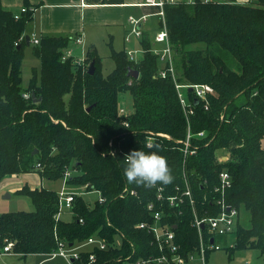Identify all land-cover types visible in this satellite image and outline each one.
<instances>
[{
  "label": "trees",
  "instance_id": "1",
  "mask_svg": "<svg viewBox=\"0 0 264 264\" xmlns=\"http://www.w3.org/2000/svg\"><path fill=\"white\" fill-rule=\"evenodd\" d=\"M15 14L0 2V181L32 172L58 180L71 170L67 184L83 186L88 193L98 190L106 201L92 203L78 195L72 219H57L59 191L25 184L17 192L29 196L35 210L1 213V248L13 241L14 254L45 255L57 249L58 240L78 244L97 235L111 241L122 231L123 246L83 250L74 264H91V252L96 253L95 264H136L162 254L149 228L136 226L153 221L148 207L153 203L154 211L163 212L162 224L177 226L176 241L186 254L199 242L195 215H217L223 199L240 211L233 234L218 238L222 243L233 238L229 257L246 248H257L264 256V0L167 2L165 21L176 78L170 71L166 78L158 74L163 62L145 32L139 60L112 46L116 65L107 75L95 47L78 64L73 56L63 58L73 36L42 34L34 44L40 69L34 70L26 89L22 67L34 11L18 19ZM92 62L95 72L89 74ZM131 69H137L139 77L131 76ZM175 79L185 85L208 84L214 93L205 101L186 89L193 108L186 115ZM33 92L40 101H34ZM126 92L132 95L133 109L120 116ZM189 130L197 152L185 156L181 140ZM149 131L170 138L156 135L149 147ZM200 131L204 137L198 136ZM134 149L162 155L172 182L150 188L129 184L122 166ZM223 170L231 175L224 191L219 176ZM188 186L194 204L185 194ZM126 187L128 193L122 195ZM170 196L183 202L171 205ZM243 211L249 214V225L241 222Z\"/></svg>",
  "mask_w": 264,
  "mask_h": 264
},
{
  "label": "built area",
  "instance_id": "2",
  "mask_svg": "<svg viewBox=\"0 0 264 264\" xmlns=\"http://www.w3.org/2000/svg\"><path fill=\"white\" fill-rule=\"evenodd\" d=\"M182 0H146L147 3L152 5H157L161 10H159L158 15L161 17L162 27L163 29L159 31L155 37L156 43H164V47L158 49L156 47H152V50L155 54H157L160 58V60L163 62V67L159 69V75L163 78H166L168 71L172 73L174 78L175 76V70L173 65V58H174V51L171 45V42L169 40L167 28H166V21H165V4L167 2H178ZM194 0H188L187 2H193ZM27 11H34L32 7L29 6H23L18 12L15 14V18L18 19L20 17L21 13L27 12ZM148 18V15L145 14L141 17H134L130 16L129 22L132 25L131 31L126 35L125 40L127 42H130L132 37H138L142 39L144 33L140 29V25L143 22H146ZM32 42L34 44H39L40 37L34 33L31 35ZM23 38H20V41ZM71 42H74L77 45L83 44V39L81 36H73V39ZM18 44V42L16 43ZM72 45V44H71ZM128 57L132 60H139L135 56L136 53H138L137 50L128 49L126 50ZM74 51L73 48L70 46L63 56L64 59H67L69 57H74ZM143 55V51H142ZM86 57V56H85ZM85 57H74L75 61L78 64H81L84 62ZM176 88L178 91L179 98L181 100V104L184 108V111L186 115L189 113H193V108L189 105L185 90L188 88H192V91H194L195 95L202 100H207L208 94L214 93V89L212 86L208 84H191V85H185L180 84L176 81ZM25 97H29L30 93H25ZM208 103L206 104L207 107ZM130 111L127 110L123 105L119 108V115L120 116H127V114ZM127 124V122L125 123ZM156 135L161 136H167L170 138L169 135L164 133H157L153 131L148 132V145L152 146L153 140ZM194 134L189 130L186 139L181 140V142L184 144L182 147V150L185 154V156L189 154H194L197 152V147L192 146L191 138ZM198 136L204 137L205 132L200 131L198 133ZM227 156L221 157L222 160L227 159ZM40 167V164L38 165ZM73 172L71 170H67L64 176V180H67L72 176ZM220 179H221V190L224 191L226 188H228L231 185V175L227 170H223L220 172ZM85 188V187H84ZM162 189V187H159ZM98 191V190H96ZM99 196V202L103 203L106 201V198L101 194L100 191H98ZM97 192V193H98ZM132 194H136L135 190H130ZM59 193V212L57 214V219L62 218V214L67 210V212L73 211L74 208V202L75 198L78 195H83L80 192H71V191H65L61 190ZM86 193H88L86 191ZM128 193V188H124L122 195ZM187 196H189L190 201L192 204H194L193 194L191 191L190 186L187 187V190L185 192ZM158 198H162V194L159 193ZM168 200L171 205L180 204L183 202V199L180 197L179 199L177 196H170L168 197ZM220 210L217 215L210 216L207 218H199L197 215H195L194 218V224L198 229V237L199 242L195 246L194 249H191L186 254H184L180 249V244L177 240V234L175 231L174 226H170L169 224H162L161 221L163 219V212L160 210L154 211V204H149V209L153 212V221L150 222H139L136 226L138 228H149L151 233L153 234L154 241L159 246L160 250L162 251V254L159 256H152L149 259H138L136 261V264H151V263H157V264H208V254L210 251L218 248H222V242L218 240L219 237L223 236H231L233 232L235 231L238 219L240 218V211L237 207L229 205L225 203V201L219 200L218 201ZM82 221V219H80ZM207 228V235H205L204 230ZM125 237L124 232L118 231L115 238L111 241H109L104 236H97L92 235L89 238H87L85 241L78 243V244H72L70 245L68 242L63 240H58L57 249L54 251L45 254L48 256L49 259L56 258V257H62L67 262V264H74V261L76 259L81 260V252L83 250H95V249H101L105 250L109 247V245L123 246V238ZM213 239V240H212ZM234 243H231L230 245L233 246ZM68 246V247H67ZM14 242L8 241L7 244L3 247L4 252H10L13 250ZM130 257H128L129 259ZM97 261V256L95 252H91L89 256V263L95 264ZM43 262L39 263L42 264Z\"/></svg>",
  "mask_w": 264,
  "mask_h": 264
},
{
  "label": "crops",
  "instance_id": "3",
  "mask_svg": "<svg viewBox=\"0 0 264 264\" xmlns=\"http://www.w3.org/2000/svg\"><path fill=\"white\" fill-rule=\"evenodd\" d=\"M249 1L237 0L239 3H247ZM0 2L4 7L16 12L23 6H27L26 2H28L30 7L34 9V18L31 21L32 29L29 32L27 31L30 36L34 33L39 37L42 34L81 36L83 44L74 45L88 48V50L95 47L97 51L108 43L113 44V42L125 40L126 35L132 29V25L129 22L130 16L141 17L147 14L148 18L146 22L140 25V29L142 31L144 29V32L149 34L152 45L156 43V36L152 38L149 26L148 28L145 26L149 18L156 16L161 9L157 5L147 3L146 0H0ZM159 20H161L160 16ZM123 50H127L126 47ZM262 144L264 146V139ZM30 175L32 174L6 176L0 181V215L8 211L7 207H3L1 195L17 180H19L20 186L17 191L25 184L29 185L27 182L22 184V179H27ZM43 181L44 179L41 178L39 186L35 183V185L30 186H44ZM10 252H4L3 248L0 247V254Z\"/></svg>",
  "mask_w": 264,
  "mask_h": 264
},
{
  "label": "rangeland",
  "instance_id": "4",
  "mask_svg": "<svg viewBox=\"0 0 264 264\" xmlns=\"http://www.w3.org/2000/svg\"><path fill=\"white\" fill-rule=\"evenodd\" d=\"M32 22L28 24L27 31L29 32L30 29H32ZM149 26V31L151 33V37L157 35L159 31L163 29L160 25L159 15L149 18L146 28ZM144 32V29L143 31ZM155 34V35H154ZM124 41V42H123ZM121 40V42H113V44H106L102 45L103 48H99L98 52L99 55L102 57V65H103V72L104 74L111 73L115 68V61L111 57L112 52V46L115 50H123L126 49H133L137 50L138 53H136L135 57L137 59H140L142 57V47H141V39L138 37H133L130 42H127L125 40ZM71 47L74 48L75 43L71 42ZM152 47H156L158 49L164 47V43H155L152 45ZM88 48H82L81 46L74 48V56L77 57H85L87 54ZM40 59L35 55L34 53V43L27 45L25 47V57L23 61V67H22V75H23V86L26 89L30 83V79L33 76V72L35 69H40ZM213 88V87H212ZM214 89V88H213ZM121 105H123L127 110L131 111L133 109V99L132 95L129 92L123 93L121 95ZM25 173H22L21 175H24ZM30 174V173H27ZM32 175H30L27 179H22L23 183H29V185H40L41 183V175L38 172H32ZM41 177V178H40ZM35 183V184H34ZM21 184V186H22ZM43 185L48 188L55 189L57 191L65 190V191H71V192H80L82 193L85 198L90 200L92 203L95 202V200H99V192L94 190L91 193H86V189L83 186H73L66 183V180L64 179H58V180H49L44 179ZM19 186V180H17L16 183L11 184L8 187V190H6L1 195V201L3 203V207H7L8 211H18V210H26V211H32L35 210V205L32 201V199L27 195H21L17 192V188ZM98 192V193H97ZM10 195V197H6L7 195ZM5 197V198H4ZM73 214L71 212H67V210L63 213V218L66 220L72 219ZM241 222L245 225H249V214L247 211H243L241 214ZM230 238V237H229ZM234 240L231 237L230 241L228 243H222V248L214 249L210 251L208 261L209 264H264V256H261V252L257 248H246V249H237L233 257H229V245L233 243ZM68 247V246H67ZM43 262L42 264H67L66 260L62 257H56L49 259L48 256L43 254H30L26 257L18 256L13 253V250L10 253H1L0 254V264H39Z\"/></svg>",
  "mask_w": 264,
  "mask_h": 264
},
{
  "label": "clouds",
  "instance_id": "5",
  "mask_svg": "<svg viewBox=\"0 0 264 264\" xmlns=\"http://www.w3.org/2000/svg\"><path fill=\"white\" fill-rule=\"evenodd\" d=\"M150 147V145H149ZM123 175L129 184L153 187L173 180L166 159L158 152L134 149L124 158Z\"/></svg>",
  "mask_w": 264,
  "mask_h": 264
},
{
  "label": "water",
  "instance_id": "6",
  "mask_svg": "<svg viewBox=\"0 0 264 264\" xmlns=\"http://www.w3.org/2000/svg\"><path fill=\"white\" fill-rule=\"evenodd\" d=\"M26 40H27V44H30V42H31V36L29 34L26 35ZM88 72H89V74H93L95 72V63L94 62H92L90 64L89 69H88ZM130 75L137 78V77H139L140 72L137 69H131L130 70ZM189 90H192V88H189ZM32 97L34 98V101L35 102L40 101V98H37L36 97V94L34 92L32 93ZM36 151L37 150H35V152ZM6 197H10V195L8 194ZM174 228H177V226H174ZM70 245H72V244H70Z\"/></svg>",
  "mask_w": 264,
  "mask_h": 264
}]
</instances>
